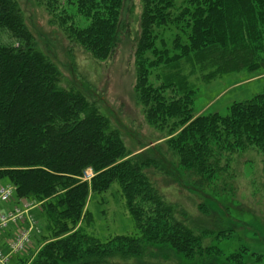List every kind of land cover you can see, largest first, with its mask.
<instances>
[{"label":"trees","instance_id":"16d2710c","mask_svg":"<svg viewBox=\"0 0 264 264\" xmlns=\"http://www.w3.org/2000/svg\"><path fill=\"white\" fill-rule=\"evenodd\" d=\"M123 1L79 0L80 9L92 22L84 29L73 24L66 29L73 43L94 60L103 61L113 53ZM143 3L135 96L146 107L148 120L169 130L164 142L178 166L212 180L230 167L234 154L250 153L253 148L261 152L264 163V91L234 102L228 114L196 115L190 101L197 89L182 73L183 64L188 63L205 70L214 67L217 74H264V0H190L193 6L175 18L169 12L173 0ZM69 19L68 15L62 18L63 23ZM171 20L186 22L191 32L185 30L183 40L175 37L174 50L158 49L154 27ZM3 32L19 45L3 44ZM34 42L17 0H0V181L13 184L16 200H45V214L52 220V237L30 264H111V259L141 253L145 242L170 246L186 258L203 249L221 254V248L207 243L209 231L188 225L181 218L184 211L148 175L152 165L167 164L161 142L148 155L128 157L120 132L111 128L84 93L63 84L56 63ZM149 51H156V58L146 64L144 56ZM151 67H159L166 75L158 86L149 81ZM204 77L211 78L210 73ZM166 90L174 96L168 98ZM181 111L178 123L168 121ZM87 168L96 174L90 181L82 179ZM181 179L183 187L189 186ZM115 182L121 185L133 215H140L138 199L151 203L149 222L138 225L143 232L150 230L146 241L120 236L117 244L104 245L75 229L89 213L83 209L90 192H105ZM131 239L135 240L127 248L121 244Z\"/></svg>","mask_w":264,"mask_h":264},{"label":"rangeland","instance_id":"374dc122","mask_svg":"<svg viewBox=\"0 0 264 264\" xmlns=\"http://www.w3.org/2000/svg\"><path fill=\"white\" fill-rule=\"evenodd\" d=\"M17 2L34 36L35 47L56 63L63 74V84L84 93L98 112L109 120L111 128L120 132L130 153L128 157L148 155L161 142L160 151L165 154L168 167L165 162L152 165L147 169L148 175L167 199L184 211L181 218L195 230H208L207 243L222 250L221 254H215L203 249L197 252V256L186 258L170 246L153 247L145 242L144 249L139 248L141 253L124 259H111V264H264V163L261 152L255 148L250 149V153L237 152L232 156L229 168L224 167L225 170L217 173L212 180H203L178 166V159L169 153L164 142L169 130L151 123L144 112L146 107L137 103L135 95L140 59L136 49L143 0L123 1L119 13L120 32L113 53L103 61L94 60L69 37L67 27L73 24L84 29L92 22V18L80 9L79 0H56V4L54 0ZM173 2L169 9L171 18L181 14L186 7L193 6L190 0ZM67 15L71 19L65 24L63 21L66 20L62 18ZM185 19L190 21L191 18ZM185 30L189 33L191 27L180 21L171 20L166 25L155 26L153 36L157 48L174 50L173 40L177 36L183 40ZM2 43L19 45L18 40L8 32H3ZM144 58L146 64L153 62L156 51L147 52ZM148 69L150 83L158 86L166 75L159 67ZM214 70V67L205 70L183 64L182 73L188 76L189 83L194 82L197 89L190 101L191 111L196 115L228 114L234 102L245 101L264 91V74L251 77L247 71L217 74ZM208 73L211 78L204 77ZM172 92L166 90L165 94L170 98L174 96ZM181 115L182 111L168 121L178 123ZM95 175L92 168H87L82 179L90 181ZM181 177L187 180L189 186L181 185ZM0 187L6 188L7 192L14 188L7 181H0ZM44 201L33 198L16 200L14 190L12 197L5 201L0 191V258H7V264H30L37 258L41 247L51 239L52 224L48 214H45ZM138 204L141 206L140 215L135 216L128 207L121 185L115 182L105 192H90L83 209L89 213L85 220L75 224V229L110 246L117 244L120 236L145 240L150 230L143 232L138 225L139 222H149L151 203L138 199L136 207ZM3 218L5 221H2ZM132 240L135 239L120 243L127 248ZM19 244L25 246L21 251L18 250Z\"/></svg>","mask_w":264,"mask_h":264},{"label":"built area","instance_id":"2783aa9c","mask_svg":"<svg viewBox=\"0 0 264 264\" xmlns=\"http://www.w3.org/2000/svg\"><path fill=\"white\" fill-rule=\"evenodd\" d=\"M1 188V187H0ZM11 191L10 192H7L6 191V188H1L0 191H1V194L3 195V199H5V201H8L12 195H13V190L15 191V187L13 188H10ZM14 216V215H13ZM13 216H10V217H13ZM2 221H5L4 218L2 219ZM24 245L23 244H19V249L18 250H23L24 249ZM4 261V263H2ZM8 263V259L7 258H0V264H7Z\"/></svg>","mask_w":264,"mask_h":264}]
</instances>
